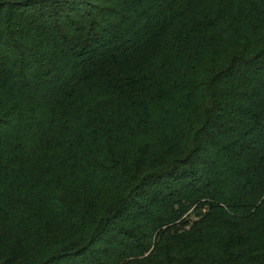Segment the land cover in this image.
<instances>
[{"label": "trees", "instance_id": "16d2710c", "mask_svg": "<svg viewBox=\"0 0 264 264\" xmlns=\"http://www.w3.org/2000/svg\"><path fill=\"white\" fill-rule=\"evenodd\" d=\"M0 264H264V0H0Z\"/></svg>", "mask_w": 264, "mask_h": 264}, {"label": "rangeland", "instance_id": "374dc122", "mask_svg": "<svg viewBox=\"0 0 264 264\" xmlns=\"http://www.w3.org/2000/svg\"><path fill=\"white\" fill-rule=\"evenodd\" d=\"M175 95H177V94H175ZM171 101V100H170ZM166 102V101H165ZM163 104L165 105V107H166V104H168V102H166V103H164L163 102ZM101 114L106 118V119H108L109 118V116H108V113H106L105 111H101ZM155 114H156V111H154V110H151L150 111V115L152 116V117H155ZM124 120V118H121L119 121H123ZM110 122V121H109ZM117 134V136L120 138V139H122V140H124L126 137H129V135H128V133H126V131H121V132H117L116 133ZM128 148H129V146H128V143L125 141V143H124ZM116 188L114 187V186H108V187H105L103 190H102V193L100 194V202L101 203H104V204H106L107 203V201H109L115 194H116V190H115ZM121 194H122V196L124 195V196H126V194L128 193V191H121L120 192ZM192 212V210L189 212V213H191ZM188 213V214H189ZM187 216V215H186ZM49 249H51V250H53L54 249V245H51V246H48V248H47V250H49ZM47 250L45 251V252H47Z\"/></svg>", "mask_w": 264, "mask_h": 264}]
</instances>
